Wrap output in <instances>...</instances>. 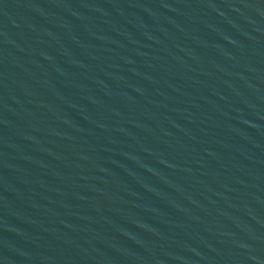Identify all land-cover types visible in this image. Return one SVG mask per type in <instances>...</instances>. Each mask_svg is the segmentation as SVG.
I'll return each instance as SVG.
<instances>
[{
    "label": "water",
    "instance_id": "water-1",
    "mask_svg": "<svg viewBox=\"0 0 264 264\" xmlns=\"http://www.w3.org/2000/svg\"><path fill=\"white\" fill-rule=\"evenodd\" d=\"M0 264H264V0H0Z\"/></svg>",
    "mask_w": 264,
    "mask_h": 264
}]
</instances>
